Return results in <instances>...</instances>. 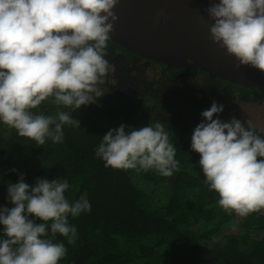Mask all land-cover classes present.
Listing matches in <instances>:
<instances>
[{
	"label": "clouds",
	"instance_id": "clouds-1",
	"mask_svg": "<svg viewBox=\"0 0 264 264\" xmlns=\"http://www.w3.org/2000/svg\"><path fill=\"white\" fill-rule=\"evenodd\" d=\"M118 0H0V127L44 146L62 143L64 127H79L73 112L96 102L111 70L106 59ZM211 39L243 66L264 72V0H218L206 9ZM44 105V108H41ZM213 101L200 113L191 150L209 191L226 212L246 217L264 209V136ZM215 117V118H214ZM105 168L178 172L176 148L163 123L107 131L95 149ZM15 171V170H13ZM67 179L24 174L7 185L11 208L0 206V264H59L67 254L59 234L74 244L69 216L91 211L86 194L69 202ZM36 220L40 222L37 223Z\"/></svg>",
	"mask_w": 264,
	"mask_h": 264
},
{
	"label": "trees",
	"instance_id": "trees-1",
	"mask_svg": "<svg viewBox=\"0 0 264 264\" xmlns=\"http://www.w3.org/2000/svg\"><path fill=\"white\" fill-rule=\"evenodd\" d=\"M232 92L198 90L194 101L200 100L196 104L200 113L213 101L223 104L219 118L229 121L237 105ZM159 93L147 91L131 99L81 106L72 114L79 127L66 125L58 144L37 146L15 130L0 127V206H13L6 199L7 185L17 182L20 174L29 185L40 177L67 179L70 187L65 195L70 203L86 194L91 211L69 216V224L77 228L75 243L59 234L54 237L67 248L59 264H264V209L240 217L218 205V194L204 183L200 156L190 147L199 123L167 125L158 113L152 119L137 117L141 110L151 113L158 108L154 100L164 101ZM238 95L240 101L250 96L257 100L264 90ZM157 121L169 131L176 148L180 170L172 176L105 168L95 156L110 129L121 124L139 129Z\"/></svg>",
	"mask_w": 264,
	"mask_h": 264
},
{
	"label": "water",
	"instance_id": "water-1",
	"mask_svg": "<svg viewBox=\"0 0 264 264\" xmlns=\"http://www.w3.org/2000/svg\"><path fill=\"white\" fill-rule=\"evenodd\" d=\"M213 2L218 0H118L110 39L167 67L202 68L210 75L228 76L223 65L238 60L211 39L206 9ZM229 78L264 85V72L244 69Z\"/></svg>",
	"mask_w": 264,
	"mask_h": 264
},
{
	"label": "flooded vegetation",
	"instance_id": "flooded-vegetation-1",
	"mask_svg": "<svg viewBox=\"0 0 264 264\" xmlns=\"http://www.w3.org/2000/svg\"><path fill=\"white\" fill-rule=\"evenodd\" d=\"M229 57L231 59L235 58L232 55H229ZM106 59L109 60L111 65V70L105 78V83L101 85V88L106 93L98 98L95 103L102 105L111 101L131 99L147 91L149 93L152 92V94L160 92L161 100L164 101L160 103L157 98L156 101L153 99L158 108L154 105L153 109L156 110L151 113L141 110L137 115L140 120L152 119L158 113L167 125H176L181 122L197 124L202 121L200 111L196 107L200 100L196 99L194 101V95H196L198 90H231L233 91V96H235L232 101L237 104L240 102L238 91L255 93L264 90V85H245L230 80L229 77L235 76L236 73L244 69L250 72L252 70L260 72L250 66L240 65L237 59L235 60V62L237 61L235 65L229 62L223 65L222 72H228V76H225V74L223 76L210 75L207 70L202 68L167 67L152 58L126 48L121 49L109 40L107 41ZM149 70L157 74V76H147L146 72ZM190 90H193V95L191 96L188 94ZM225 93L223 94L224 96L226 95ZM261 99H264V95L258 98L257 101ZM43 106L41 105V108Z\"/></svg>",
	"mask_w": 264,
	"mask_h": 264
},
{
	"label": "rangeland",
	"instance_id": "rangeland-1",
	"mask_svg": "<svg viewBox=\"0 0 264 264\" xmlns=\"http://www.w3.org/2000/svg\"><path fill=\"white\" fill-rule=\"evenodd\" d=\"M146 75L150 77L153 75L157 76L150 70L146 72ZM235 118L245 122L246 126L250 123L257 130L264 133V99L257 101L247 98L244 101H240L237 104ZM135 182L142 183L140 178L137 177H135Z\"/></svg>",
	"mask_w": 264,
	"mask_h": 264
}]
</instances>
